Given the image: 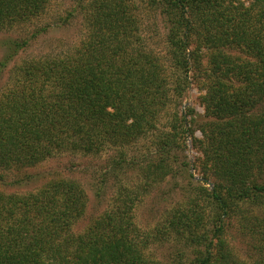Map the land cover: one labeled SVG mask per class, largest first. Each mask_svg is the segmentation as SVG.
I'll return each mask as SVG.
<instances>
[{
  "label": "trees",
  "instance_id": "obj_1",
  "mask_svg": "<svg viewBox=\"0 0 264 264\" xmlns=\"http://www.w3.org/2000/svg\"><path fill=\"white\" fill-rule=\"evenodd\" d=\"M49 1L0 0V28L39 17ZM147 2L166 28L170 73L147 45L133 3L91 0L84 7L85 35L75 48L16 66V78L0 94V170L23 174L19 182L30 178L25 170L53 155L96 156L111 146V166L133 169L124 147L154 129L157 115L173 93L183 92L188 72L202 68L206 55L217 84L204 96L212 129L202 127L205 140L199 141L216 180L210 190L195 186L194 195L148 229L133 221L138 191L131 196L123 185L112 205L80 232L72 226L85 215L88 196L77 181L54 178L24 194L0 191V264H264V248L256 246V257L247 261L223 235L227 220L247 203L258 210L245 217L244 228L264 240V0ZM25 42H1V67ZM184 134L192 135V126L170 124L157 142L159 152L142 167L146 179L165 177L167 153L183 149L177 136ZM165 241L178 248L163 262L150 247Z\"/></svg>",
  "mask_w": 264,
  "mask_h": 264
},
{
  "label": "rangeland",
  "instance_id": "obj_2",
  "mask_svg": "<svg viewBox=\"0 0 264 264\" xmlns=\"http://www.w3.org/2000/svg\"><path fill=\"white\" fill-rule=\"evenodd\" d=\"M91 0H50L44 14L30 21H23L13 27L0 28V61L4 55L3 40H25L19 52L5 65H0V94L16 78L15 67L32 59H40L64 51H71L79 40L85 35L84 7ZM134 4L133 10L138 15L143 30V37L155 52H158L161 63L167 73L172 70L170 59L165 57L166 44L164 36L165 25L157 10L150 6L147 0H129ZM45 29V30H44ZM39 32V33H38ZM203 51V50H202ZM201 51V52H202ZM204 52V51H203ZM244 61H254L251 54L233 51ZM166 58V59H165ZM195 66V65H194ZM193 66V67H194ZM198 66V65H197ZM202 68H193L188 72L189 84L180 94L173 93L166 108L157 115L154 129L141 135L135 141L124 147L127 166L115 169L110 164L113 156V147H106L99 155H86L75 152H64L29 167L26 172L30 178L16 182L19 172L0 170V191L4 193L24 194L41 188L45 182L54 178H67L77 181L85 190L88 200L86 213L72 226L74 232L82 231L90 220L109 208L113 203V197L121 185L126 186L128 193L131 190L138 191V197L134 199L132 208L133 221L142 229H148L162 221L164 212H168L193 194L197 185L206 186L207 190L216 180L213 172L209 170V162L206 164L204 152L200 148V141L204 139L202 127L207 132L212 129L213 118L207 115L204 96L212 87L213 82L209 74L207 56L202 57L199 65ZM159 117V118H158ZM181 122L186 126H192L193 134L177 136V142L182 147H173L168 151L170 171L162 180L150 181L145 178L142 167L152 157H155L157 142L169 130L170 124ZM210 129V130H211ZM210 130L207 133H210ZM201 140V141H202ZM203 144V142H202ZM255 172V170H254ZM115 174L116 177L113 175ZM205 174L208 180H203ZM101 188L102 196H97L96 190ZM131 196L132 193H130ZM241 212L227 220L224 237L234 253L240 258L250 261L256 257V246L264 248V240L258 238L252 232L244 228L245 217H250L258 209L247 203H240ZM204 219L206 228L212 226V212L207 209ZM182 247V246H181ZM178 247L172 241L164 244H154L150 247V255L165 262ZM189 251V250H188ZM264 253V249L262 251ZM260 256L262 254L260 253Z\"/></svg>",
  "mask_w": 264,
  "mask_h": 264
}]
</instances>
